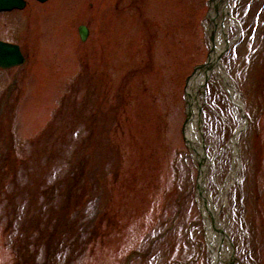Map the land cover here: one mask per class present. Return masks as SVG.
Listing matches in <instances>:
<instances>
[{"label":"rangeland","instance_id":"obj_1","mask_svg":"<svg viewBox=\"0 0 264 264\" xmlns=\"http://www.w3.org/2000/svg\"><path fill=\"white\" fill-rule=\"evenodd\" d=\"M208 1L26 0L0 11V39L25 56L0 68V264H209L181 128L187 83L213 50L210 13L243 107L212 68L200 71L205 190L216 203L245 120L219 218L238 264H264V0H230L228 26Z\"/></svg>","mask_w":264,"mask_h":264},{"label":"bare ground","instance_id":"obj_2","mask_svg":"<svg viewBox=\"0 0 264 264\" xmlns=\"http://www.w3.org/2000/svg\"><path fill=\"white\" fill-rule=\"evenodd\" d=\"M31 2L39 4L38 2L31 0ZM48 2V0L46 1ZM230 0H216L215 3L220 10L229 11L230 9ZM45 3V2H44ZM43 3V4H44ZM13 10V9H12ZM1 13V12H0ZM210 16L213 17L212 27L215 23H221L222 21L217 16L214 19L213 13H210ZM218 20V22L216 21ZM231 22L230 16L226 14L225 16V26H228ZM218 26V25H217ZM217 26H214V40H213V50L210 54V62L212 73H215L216 77L219 79L220 83L224 86L228 92L230 101L234 107V110L238 112L242 109L243 104L239 98L238 92L235 87L232 86L227 74L225 73L221 62L217 59L218 54L223 48L224 43L220 34L224 33V30H218ZM222 36V35H221ZM203 76H206V73H198L194 75L187 84V99H188V110L189 117L184 128V135L188 141V145L191 148V153L196 162H199L202 159V149H201V139L198 131V113L196 111L197 100H196V89L200 87ZM245 128V120H239L238 127L235 129L233 135L231 136L228 147L232 152L233 165L230 172V176L227 179L225 185L221 188L217 202L214 203L210 198L209 194L205 190V179L204 176L207 172L206 163L204 160L200 163L199 166V195H198V207L203 220L204 225V235L205 243L207 249V255L209 259V264H223V261H226L232 255V248L230 245V238L227 235V229L225 224L219 218L220 210L226 204L225 200V191L232 185L236 180V172L238 169V157H237V143L240 138L242 131ZM208 162V161H206ZM211 164V162H210Z\"/></svg>","mask_w":264,"mask_h":264},{"label":"water","instance_id":"obj_3","mask_svg":"<svg viewBox=\"0 0 264 264\" xmlns=\"http://www.w3.org/2000/svg\"><path fill=\"white\" fill-rule=\"evenodd\" d=\"M24 5L23 0H0V9H10L13 7L21 8ZM217 5L213 0V10H217ZM212 20V19H211ZM217 26L218 23L213 24ZM214 26L210 30L209 37L211 42L214 39ZM88 30L84 25H80L78 27V34L81 40H84L87 36ZM24 62V57L19 49V46L14 43H8L0 40V68H9L12 66L20 65ZM204 68H211V63L207 62L202 65H198L197 69H204ZM185 142H187L186 138L184 137ZM199 186L197 185V188ZM235 257L232 255V258L227 262V264H234Z\"/></svg>","mask_w":264,"mask_h":264}]
</instances>
